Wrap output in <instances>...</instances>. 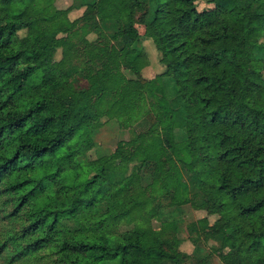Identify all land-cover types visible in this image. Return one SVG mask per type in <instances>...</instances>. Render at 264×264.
Listing matches in <instances>:
<instances>
[{
    "label": "trees",
    "instance_id": "16d2710c",
    "mask_svg": "<svg viewBox=\"0 0 264 264\" xmlns=\"http://www.w3.org/2000/svg\"><path fill=\"white\" fill-rule=\"evenodd\" d=\"M42 1L0 0V264H185L151 223L159 206L185 203L217 215L206 233L226 264H264V0H86L71 20ZM135 22L158 52L151 77ZM94 26L104 39H86ZM58 32L78 34L88 55L50 77ZM125 88L137 93L126 115ZM142 109L145 129L81 156L104 121Z\"/></svg>",
    "mask_w": 264,
    "mask_h": 264
},
{
    "label": "rangeland",
    "instance_id": "374dc122",
    "mask_svg": "<svg viewBox=\"0 0 264 264\" xmlns=\"http://www.w3.org/2000/svg\"><path fill=\"white\" fill-rule=\"evenodd\" d=\"M86 0H43L47 2L49 10H58L62 16L71 20L80 18V15L86 10ZM195 8L201 10L209 6L205 0H193ZM76 24V25H75ZM74 29H77L81 24V20L75 22ZM137 28L138 48L141 51L140 72L145 77H151L155 73L162 70V66L158 61V52L153 46L152 41L144 34V26L139 23H134ZM253 32L261 34L262 25L257 20H252ZM24 30H18V34H23ZM56 36L60 38L65 35L63 32H58ZM105 32L98 26H94L87 31L85 37L87 40L104 39ZM84 37V38H85ZM53 48V52L48 62L42 68L43 72L50 77L57 75L61 71L62 62L80 63L88 55L83 49V40L78 34H73L69 37L65 36L64 40ZM79 84L85 85L83 81ZM21 92L31 99L41 97L43 91L31 89L28 85L23 84ZM72 96L77 99L76 91H72ZM136 92L125 88L121 92L120 101L118 104L122 114H128L131 109L129 103L136 96ZM137 116L134 120H124L120 126L117 119H108L99 127L88 134L81 143V156L94 158L97 155L107 154L111 152L120 139H127L132 132H136L146 128V120L144 119L143 109L134 114ZM128 157H122L120 161H128ZM129 164V163H123ZM144 179V178H143ZM191 190H197L198 187L190 185ZM131 197L135 200L137 211H143L145 205L138 198L144 195V189L140 185H132L129 188ZM66 196H53L52 204H62L68 202ZM216 214L210 211V205L205 203L203 207L198 209L192 208L188 203L182 205H162L156 210V213L151 217L153 227L157 229L163 237L176 240V249L185 254V264H226L221 258L220 253L225 247L220 246V241L207 234L210 225L214 222ZM202 218L198 219V218ZM205 218V219H204ZM130 225L122 224L117 226V231L127 228Z\"/></svg>",
    "mask_w": 264,
    "mask_h": 264
}]
</instances>
